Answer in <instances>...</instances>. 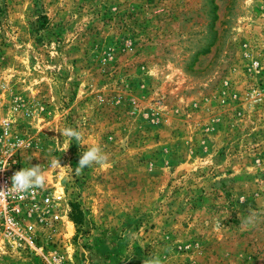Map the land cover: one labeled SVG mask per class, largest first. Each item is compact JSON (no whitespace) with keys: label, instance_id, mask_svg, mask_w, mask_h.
Listing matches in <instances>:
<instances>
[{"label":"rangeland","instance_id":"obj_1","mask_svg":"<svg viewBox=\"0 0 264 264\" xmlns=\"http://www.w3.org/2000/svg\"><path fill=\"white\" fill-rule=\"evenodd\" d=\"M0 94L67 205L18 264H264V0H0Z\"/></svg>","mask_w":264,"mask_h":264},{"label":"built area","instance_id":"obj_2","mask_svg":"<svg viewBox=\"0 0 264 264\" xmlns=\"http://www.w3.org/2000/svg\"><path fill=\"white\" fill-rule=\"evenodd\" d=\"M24 107L15 98L6 101L0 94V188H10L11 176L22 167V139L13 131L14 116ZM61 195L50 187L35 188L23 194L11 189L0 196V256L13 259L0 264H18L27 257L47 259L48 252L60 235L67 213Z\"/></svg>","mask_w":264,"mask_h":264},{"label":"clouds","instance_id":"obj_3","mask_svg":"<svg viewBox=\"0 0 264 264\" xmlns=\"http://www.w3.org/2000/svg\"><path fill=\"white\" fill-rule=\"evenodd\" d=\"M54 130L60 132L63 137L68 138L69 143L65 145L64 151L68 149L73 138L78 141L82 139V134L71 127ZM108 159L109 157L107 153L102 150L99 143L90 145L80 156L77 171H82L85 167H90L94 164H106ZM51 167L59 170L65 166L61 165L58 158H54L51 162ZM3 169L4 168H0V170ZM10 179L12 186L6 190L4 188H0V196H5L9 189H11L13 193L23 194L35 188H43L47 182V177L39 164L31 165V167L28 168H21L16 171ZM85 264H87V261H85ZM144 264H162V261L158 256L152 255L144 261Z\"/></svg>","mask_w":264,"mask_h":264},{"label":"trees","instance_id":"obj_4","mask_svg":"<svg viewBox=\"0 0 264 264\" xmlns=\"http://www.w3.org/2000/svg\"><path fill=\"white\" fill-rule=\"evenodd\" d=\"M72 207H73V212H74V215L72 216V222L75 224V226H78L81 222L80 212L77 211L75 206H72Z\"/></svg>","mask_w":264,"mask_h":264}]
</instances>
